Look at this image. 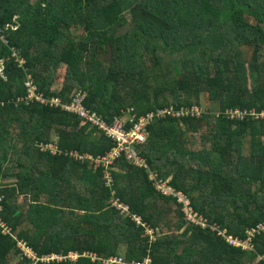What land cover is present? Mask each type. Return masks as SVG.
<instances>
[{
    "label": "trees",
    "instance_id": "1",
    "mask_svg": "<svg viewBox=\"0 0 264 264\" xmlns=\"http://www.w3.org/2000/svg\"><path fill=\"white\" fill-rule=\"evenodd\" d=\"M30 1L0 0V264H264V232L249 248L229 244L189 224L149 180L238 241L264 223V118L225 116L264 110V0ZM27 77L64 105L85 91V108L107 123L127 109L195 105L199 114L149 126L134 146L142 164L123 155L96 167L111 140L59 107L15 106ZM69 253L78 258L59 260Z\"/></svg>",
    "mask_w": 264,
    "mask_h": 264
},
{
    "label": "built area",
    "instance_id": "2",
    "mask_svg": "<svg viewBox=\"0 0 264 264\" xmlns=\"http://www.w3.org/2000/svg\"><path fill=\"white\" fill-rule=\"evenodd\" d=\"M24 88L26 91L25 96L19 97L16 100H14V105H28L29 103H38V104H48L49 106L53 107H60L61 110L66 111L68 113H71L75 115L78 119L82 121V123H90L95 126H97L99 129L103 130L107 136H110L113 139L114 147L113 149L105 154L102 157H97L93 160L95 166H99V164L104 165L107 167V165L112 164L113 160L116 159L121 153H130L131 151V144L132 140L136 139L137 141H143L144 136L143 133L146 134L145 127L150 124L154 120H159L166 117H184V116H197L199 114V110L195 106L190 107H181L177 110H174L171 107L158 109L155 112H151L146 114L145 116L140 117L136 123L133 125L131 130L128 134L126 132L122 125L118 122H115L112 126L105 125L98 117L95 116V114L90 113L87 111L83 104V98L84 93L82 91H77L74 93L70 103L68 104H61L59 98H44L41 94L38 93L36 86L34 85L33 81L27 77L24 82ZM252 115L256 118L264 116V112L260 113V115H256L254 112L250 111L249 113L246 111H240V110H229L225 113L226 117L228 119H235V120H241L245 115ZM43 148V150H48L51 154L54 153L53 146L48 144H40ZM74 158L79 159L80 157L76 156V154H73ZM155 187L157 190H159L162 194L168 195L173 194V190H171L167 185H165L162 181H156ZM177 202L182 205V210L185 214V220L195 226H198L200 228L210 227L206 224V222L196 213L193 211L188 199L182 195L181 193L176 194ZM112 206L117 210H126V208L123 207L122 204H120L117 200L112 202ZM0 226H3V224L0 222ZM8 230L5 229L4 232H7ZM259 232H264V224H258L256 227L248 230V238L247 241L251 237H253L255 234H259ZM148 233L151 235L152 232L148 231ZM150 239L153 240L152 237ZM245 245V243H244ZM16 246L22 253V255L27 256L34 261H37L35 255L33 254L32 250L27 246V244L23 241H17ZM69 257L72 260H76L78 258V255L76 253H70ZM54 256L44 257L41 258L43 261L53 260ZM113 263L117 264H123V261L121 258L118 259H112ZM133 264H149V260H144L142 263H133Z\"/></svg>",
    "mask_w": 264,
    "mask_h": 264
},
{
    "label": "clouds",
    "instance_id": "3",
    "mask_svg": "<svg viewBox=\"0 0 264 264\" xmlns=\"http://www.w3.org/2000/svg\"><path fill=\"white\" fill-rule=\"evenodd\" d=\"M13 56H15L16 58H17V62L19 63V65L21 66L22 64H23V62H24V60L22 59V58H18L17 57V52H13ZM36 86V85H35ZM24 87V86H23ZM37 88V87H36ZM77 91H82V90H76V91H74L73 92V94H72V96H71V99H72V97H73V95H74V93L75 92H77ZM83 93H84V98H83V101H82V104L84 103V100H85V98H86V92L85 91H82ZM53 98H55V97H53ZM34 103V102H33ZM29 104H32V103H29ZM28 104V105H29ZM84 106V105H83ZM192 106H195V105H192ZM182 107H184V106H182ZM190 107V106H189ZM195 107H197V106H195ZM60 108V107H59ZM84 108H85V106H84ZM163 108H167V107H163ZM163 108H159V109H163ZM179 108H181V107H179ZM178 108V109H179ZM86 109V108H85ZM87 111H89L88 109H86ZM156 110H158V109H156ZM155 110V111H156ZM177 110V109H176ZM231 110H239V109H231ZM63 111V110H62ZM155 111H151V112H155ZM229 111V110H228ZM241 111V110H240ZM250 111H252V112H254L256 115H260V113H262V112H264V110H261L259 113H257V112H255L254 110H248V113L250 112ZM64 112H66V111H64ZM151 112H147V113H145L144 115H141V116H135L133 113H132V109H127V110H125V111H122L121 113H122V116H120V117H116V118H114L113 119V121H112V123H107L105 120H103L102 118L100 119L105 125H107V126H112L115 122H118V123H120L121 125H122V127H123V129L126 131V132H128V134L129 133H131V132H129L130 130H131V128L133 127V125L136 123V121L140 118V117H142V116H145L146 114H148V113H151ZM227 112V111H226ZM68 113V112H67ZM69 114H71V113H69ZM71 115H73V114H71ZM73 116H75V115H73ZM226 116V115H225ZM252 118H254L255 120H258L259 118H264V116H261V117H258V118H256L255 116H252V115H250ZM76 117V116H75ZM97 117V116H96ZM77 118V117H76ZM167 118V117H166ZM78 119V118H77ZM162 119H165V118H162ZM79 120V123H80V125H85V124H90V123H88V122H86V123H82V121L80 120V119H78ZM159 120H161V119H159ZM156 121L157 120H154V121H152L150 124H148L146 127H145V131H146V134H144L143 133V136H144V140L143 141H137L136 139H134V140H132V144H131V151L132 152H130V153H127V154H125V153H121L116 159H114L113 160V162L112 163H114V161H116L119 157H121V156H125L126 157V159L127 160H129V161H131V162H133L134 164H137V165H140V164H142V160L139 158V156H138V154H137V151L135 150V147L134 146H136V145H141V144H143V143H145L146 142V140H147V138H148V136H149V131H148V128H149V126H151L152 124H154V123H156ZM95 126V125H94ZM96 128H97V130H99L100 132H102L107 138H109L110 140H111V142H112V147H111V149L109 150V151H107L105 154H107L108 152H110L112 149H113V147H114V144H113V139L110 137V136H107L106 135V133L103 131V130H101V129H99L97 126H95ZM48 145H52V144H48ZM53 146V145H52ZM53 148V150H54V153L52 154V155H55V153H56V151H55V149H54V146L52 147ZM44 151H47L48 153H50L48 150H44ZM51 154V153H50ZM75 154V153H74ZM104 154V155H105ZM104 155H102V156H104ZM102 156H97V157H102ZM97 157H95V158H92V163H93V165H94V162H93V160L94 159H96ZM95 166V165H94ZM96 167H103V168H107V167H105L104 165H102V164H99V166H96ZM104 176H105V178L107 179V180H110V174L109 173H105L104 174ZM149 180H151V181H153V184H154V186H155V183H156V181H162L163 182V180L162 179H158V178H156V175L155 174H149ZM166 185V184H165ZM169 187V186H168ZM171 190H173V192H174V195L173 194H168V195H172V196H175L176 197V194L177 193H181V192H177V191H174V189H172L171 187H169ZM182 194V193H181ZM182 195H184V194H182ZM185 196V195H184ZM186 197V196H185ZM187 198V197H186ZM188 199V198H187ZM189 201V200H188ZM190 203V202H189ZM120 204H122V202H120ZM123 205V207L124 208H126V210H119L121 213H123L124 215H126L127 217H129V219L131 220V222H133V224L135 225V227H145V224L142 222V220H141V218L138 216V215H136V214H132V213H130L129 211H128V208L124 205V204H122ZM199 215V214H198ZM200 217H201V215H199ZM202 218V217H201ZM203 219V218H202ZM204 220V219H203ZM205 221V220H204ZM206 222V221H205ZM206 224H207V222H206ZM259 224H264V223H259ZM208 225V224H207ZM210 227H205V228H210L211 230H213V231H216L217 232V234L219 235V236H222V237H224L225 239H226V241H228V243L229 244H232V245H234V246H241L242 247V243H245V245H248L249 244V242H250V240H251V238L249 239V241H247V238H248V234H247V238L244 240V241H238V240H236V239H233V238H231V236H229V235H227V233H226V231L225 230H223V229H219V228H217L216 226H211V225H209ZM148 231H150V230H148L147 229V232ZM248 232V231H247ZM149 234V233H148ZM151 237H152V234L150 235ZM70 254V253H69ZM69 254H68V257H66V258H59V260H61V259H71L70 257H69ZM77 254V253H76ZM264 257V256H263ZM118 258H120V257H118ZM149 260V264H150V259L148 258V257H145L141 262H131V264H133V263H142L144 260ZM122 261H123V264H124V260L122 259Z\"/></svg>",
    "mask_w": 264,
    "mask_h": 264
},
{
    "label": "rangeland",
    "instance_id": "4",
    "mask_svg": "<svg viewBox=\"0 0 264 264\" xmlns=\"http://www.w3.org/2000/svg\"><path fill=\"white\" fill-rule=\"evenodd\" d=\"M32 4L35 2V0H31L30 1ZM62 74H63V71L61 69L58 70V73L56 75V86L58 87L61 80H62ZM172 77L174 78L175 76L172 75ZM53 89V88H52ZM5 231V229L3 230V232ZM242 247L243 248H249V245H244V243H242Z\"/></svg>",
    "mask_w": 264,
    "mask_h": 264
}]
</instances>
